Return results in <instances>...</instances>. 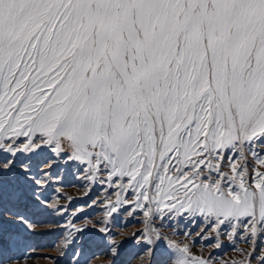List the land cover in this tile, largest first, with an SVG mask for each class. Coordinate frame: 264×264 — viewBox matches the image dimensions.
I'll list each match as a JSON object with an SVG mask.
<instances>
[{"label": "snow or ice", "instance_id": "snow-or-ice-1", "mask_svg": "<svg viewBox=\"0 0 264 264\" xmlns=\"http://www.w3.org/2000/svg\"><path fill=\"white\" fill-rule=\"evenodd\" d=\"M233 150L245 164L224 171ZM0 151V172L18 163L36 185L78 161L85 178L128 177L145 217L264 236V0H0Z\"/></svg>", "mask_w": 264, "mask_h": 264}, {"label": "rangeland", "instance_id": "rangeland-1", "mask_svg": "<svg viewBox=\"0 0 264 264\" xmlns=\"http://www.w3.org/2000/svg\"><path fill=\"white\" fill-rule=\"evenodd\" d=\"M247 148L248 172L254 175L259 166ZM5 155L0 151V161ZM225 155L228 159L220 162L224 171L233 159L245 164L235 150ZM86 175V166L63 159L40 185L27 179L18 163L13 171L0 172V259L11 258V264H175L179 248L186 245L190 256L206 264H264V236L259 233L250 236L241 227L233 235L231 227L213 229L214 218L158 213L155 205L145 217L131 202L133 189L120 187L128 177L107 182L106 173L95 180ZM117 194L129 202L109 215V203L115 205ZM17 214L36 227L29 230L15 219ZM157 233L167 239L148 245L145 238L155 240Z\"/></svg>", "mask_w": 264, "mask_h": 264}]
</instances>
